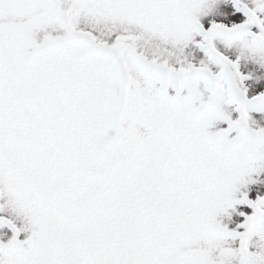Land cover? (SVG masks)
Here are the masks:
<instances>
[{
	"label": "snow or ice",
	"instance_id": "6c2138e0",
	"mask_svg": "<svg viewBox=\"0 0 264 264\" xmlns=\"http://www.w3.org/2000/svg\"><path fill=\"white\" fill-rule=\"evenodd\" d=\"M0 264H264V0H0Z\"/></svg>",
	"mask_w": 264,
	"mask_h": 264
}]
</instances>
